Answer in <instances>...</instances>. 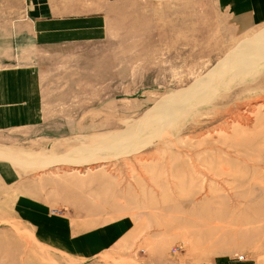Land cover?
<instances>
[{
	"label": "rangeland",
	"instance_id": "rangeland-1",
	"mask_svg": "<svg viewBox=\"0 0 264 264\" xmlns=\"http://www.w3.org/2000/svg\"><path fill=\"white\" fill-rule=\"evenodd\" d=\"M124 8L102 41L16 54L23 0H0V63L32 64L45 105V123L2 133L0 151L32 175L92 174L108 187L96 217L133 219L79 259L33 235L0 179V264H264V23L240 28L212 0Z\"/></svg>",
	"mask_w": 264,
	"mask_h": 264
},
{
	"label": "crops",
	"instance_id": "crops-1",
	"mask_svg": "<svg viewBox=\"0 0 264 264\" xmlns=\"http://www.w3.org/2000/svg\"><path fill=\"white\" fill-rule=\"evenodd\" d=\"M134 1L137 0H23L21 21L13 24L12 42L6 51L13 47L17 54L22 48L26 54L36 48L102 41L108 36L113 16L124 27L128 13L125 4ZM212 1L240 28L264 23V0ZM16 60L0 63V135L14 129L34 130L45 123L39 72L27 61ZM54 119L61 120L54 123L57 125L76 124L70 119ZM43 137L56 136H35ZM5 150L0 151V179L8 184L7 191H12V211L29 225L37 239L70 256L91 259L131 232L133 219L129 214L103 221L96 217L106 213L108 202H94V190L106 191L107 183L85 171L57 169L32 175L29 169L9 159L15 156L13 150ZM59 163L49 166L54 169Z\"/></svg>",
	"mask_w": 264,
	"mask_h": 264
},
{
	"label": "bare ground",
	"instance_id": "bare-ground-1",
	"mask_svg": "<svg viewBox=\"0 0 264 264\" xmlns=\"http://www.w3.org/2000/svg\"><path fill=\"white\" fill-rule=\"evenodd\" d=\"M256 54H258L257 56H259V59L260 60H263L264 59V46L261 47V48H256Z\"/></svg>",
	"mask_w": 264,
	"mask_h": 264
}]
</instances>
